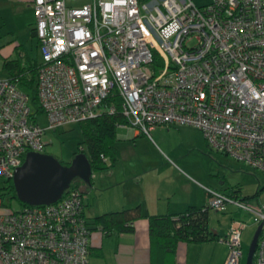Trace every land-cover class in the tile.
<instances>
[{
  "label": "built area",
  "instance_id": "1",
  "mask_svg": "<svg viewBox=\"0 0 264 264\" xmlns=\"http://www.w3.org/2000/svg\"><path fill=\"white\" fill-rule=\"evenodd\" d=\"M39 63L35 97L46 126L29 120L28 96L0 76V178L45 129L95 116L113 95L129 126L196 128L207 148L264 174V0H30ZM205 207L226 204L261 224L252 264H264V211L204 188ZM243 223L220 241L237 264ZM82 196L0 213V264H87Z\"/></svg>",
  "mask_w": 264,
  "mask_h": 264
},
{
  "label": "crops",
  "instance_id": "2",
  "mask_svg": "<svg viewBox=\"0 0 264 264\" xmlns=\"http://www.w3.org/2000/svg\"><path fill=\"white\" fill-rule=\"evenodd\" d=\"M32 28L30 0H0V35L9 36L5 45L0 44L2 61L24 55L37 59L29 56L27 45L16 42L18 34L21 37L25 33L27 38H22L28 45L31 43L38 57ZM10 51L15 53L12 58ZM23 64L26 65L21 61ZM1 68L4 73L0 76H6L2 62ZM113 146L114 159L108 165L107 156H102L107 166L92 171L90 186L84 187L82 214L90 228L87 264H204L203 260L207 264H222L226 247L220 240L178 241L170 252L149 243L146 216L176 214L189 206L199 207L205 201L204 188L223 193L236 190L239 197L246 196L239 193L243 176L237 171L240 166L226 160L229 157L225 154L209 152L199 131L186 125L154 126L148 136L133 127L116 126ZM209 156L215 164L208 163L202 169V159L209 161ZM122 209L137 215L132 220L131 232L103 234L90 224L96 215ZM207 215L206 212V218ZM208 228L220 237L215 227Z\"/></svg>",
  "mask_w": 264,
  "mask_h": 264
},
{
  "label": "trees",
  "instance_id": "3",
  "mask_svg": "<svg viewBox=\"0 0 264 264\" xmlns=\"http://www.w3.org/2000/svg\"><path fill=\"white\" fill-rule=\"evenodd\" d=\"M32 35H34L33 28ZM35 40L37 50L36 37ZM21 61L26 65L23 64L21 66ZM38 63L39 57H37V59H29V57L25 55L2 61V67L6 70L7 75L1 77H7L19 90L25 88L30 91V93H25L28 96L27 103L30 112L29 120L32 122H35L34 113L40 112L35 97V82ZM110 101H114L113 104L116 106V99L113 95H109L100 102L95 116L73 123L77 126L80 132V144L83 146L82 148H79L77 152L80 151L84 154L89 165L90 173L92 171L102 170L107 166L102 160V156H107L109 160L108 165L110 164V161L114 159L116 154L113 146L114 130L116 127L115 124L125 122L117 107L113 112L108 113L106 108L108 107ZM30 104L34 108L33 111L30 109ZM77 152H74L73 154ZM58 162L61 165L68 164V161ZM10 178L11 177L0 178V213L13 212L21 207L32 206L20 202L15 197ZM88 186H90V176L87 183H84L78 178H73L70 180L68 187L64 190L62 195H64L67 190L77 189L79 195L83 197L84 187ZM257 191L258 190L253 193L252 197L257 195ZM235 192L237 191H229L225 194L241 200L249 198V196L239 197L235 194ZM12 201H15L19 206L17 209L11 208ZM204 203L199 207L189 206L185 210L176 214L147 215V235L149 243L156 245L164 251L170 252L174 249L175 243L178 241L198 243L210 240H219L217 234L211 231L207 226L206 212L208 209L205 207ZM135 217H137L136 213L127 209L109 211L92 217L90 224L98 227L103 234H107L111 231L131 232V223ZM82 218L89 234L90 228L87 226L88 223L85 221L83 214Z\"/></svg>",
  "mask_w": 264,
  "mask_h": 264
},
{
  "label": "rangeland",
  "instance_id": "4",
  "mask_svg": "<svg viewBox=\"0 0 264 264\" xmlns=\"http://www.w3.org/2000/svg\"><path fill=\"white\" fill-rule=\"evenodd\" d=\"M211 0H191V2L194 5H204L206 3H209ZM24 38H27V35L25 33H22ZM22 36L20 37V34L17 36L16 42L24 43V45H27V52L31 58H37V55L35 53V50L33 47H30L31 43L28 45V41L26 39H23ZM9 38L8 35H0V44L5 45V40ZM15 53L14 51H10V57H14ZM1 62L2 58L0 56V75L4 73V70L1 68ZM22 88V87H20ZM23 92H29V90L22 88ZM31 111L34 110L33 106L30 104ZM34 120L40 127L46 126V119L42 113H34ZM81 135L80 132L75 124L70 125H62L58 126L55 129H45L44 133L42 135V141L44 143L42 152L47 153L51 156H53L55 159L61 162L69 161L72 157V154L74 152H77L79 148H82L83 146L80 144ZM209 152H212L214 155L219 154L218 152L212 151L209 148H207ZM191 160H196V157H190ZM198 158V157H197ZM229 162L236 163L237 166H240L241 169L237 170L238 172H242L243 176L240 179V185H239V193L240 195H246L249 196L245 200V203L251 208L256 209L260 206H262L264 211V174L257 171L250 169L243 164L236 162L234 160H230L229 158H225ZM209 161H205L202 159L200 166L201 168H206L207 164H215V160L212 159V157L209 156ZM257 191V195L255 197H252L253 193ZM19 206L15 201L11 202V208L17 209ZM207 223L210 228L215 227L217 232L220 234L219 236L223 234L225 226H227L229 219L231 220H238L243 223V227L240 230L239 234V242H240V251L241 255L238 259L237 264H244L245 260V254L248 247V244L250 242V239L252 237V234L254 232V229L256 225L252 222V215L250 212H247L242 209H238L233 205L226 204L224 206V209L221 211H217L213 208H208L207 210ZM219 237V240L222 238ZM219 240L217 242H219ZM219 244V243H217ZM221 262V261H220ZM204 264H207L205 260H203ZM219 263V261H218Z\"/></svg>",
  "mask_w": 264,
  "mask_h": 264
},
{
  "label": "water",
  "instance_id": "5",
  "mask_svg": "<svg viewBox=\"0 0 264 264\" xmlns=\"http://www.w3.org/2000/svg\"><path fill=\"white\" fill-rule=\"evenodd\" d=\"M90 176L88 162L82 152L72 155L68 164L61 165L57 159L44 152L28 151L11 175L15 197L23 203L41 206L58 200L70 180L78 178L87 183ZM261 224L254 229L248 244L244 264H251L252 252Z\"/></svg>",
  "mask_w": 264,
  "mask_h": 264
}]
</instances>
